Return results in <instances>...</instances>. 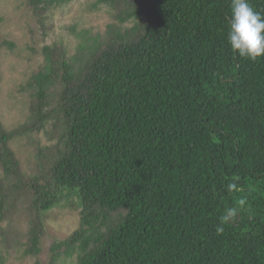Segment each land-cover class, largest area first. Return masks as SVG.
Segmentation results:
<instances>
[{
  "label": "trees",
  "instance_id": "obj_1",
  "mask_svg": "<svg viewBox=\"0 0 264 264\" xmlns=\"http://www.w3.org/2000/svg\"><path fill=\"white\" fill-rule=\"evenodd\" d=\"M71 1L26 0L39 18ZM98 3L116 24L76 55L44 47L27 123L0 121V222L26 204L36 256L43 214L78 190L81 227L57 245L77 264H264V58L232 51L231 0ZM47 125L55 143L29 174L13 141Z\"/></svg>",
  "mask_w": 264,
  "mask_h": 264
},
{
  "label": "rangeland",
  "instance_id": "obj_2",
  "mask_svg": "<svg viewBox=\"0 0 264 264\" xmlns=\"http://www.w3.org/2000/svg\"><path fill=\"white\" fill-rule=\"evenodd\" d=\"M113 24L114 11L98 0H72L44 18L34 15L26 0H0V121L5 127L15 129L30 117L28 82L45 65L44 47L62 43L76 55L84 41L104 36ZM52 137L47 125L41 132L13 141L26 172H38V154L55 143ZM79 195L78 190L63 192L59 204L43 214L44 233L36 256L25 253L31 215L26 204L12 219L0 222V264H77L76 252L69 254L66 247L57 245L81 227Z\"/></svg>",
  "mask_w": 264,
  "mask_h": 264
},
{
  "label": "clouds",
  "instance_id": "obj_3",
  "mask_svg": "<svg viewBox=\"0 0 264 264\" xmlns=\"http://www.w3.org/2000/svg\"><path fill=\"white\" fill-rule=\"evenodd\" d=\"M230 8L228 43L232 51L253 61L264 58V16L255 11L248 0H231ZM226 187L229 193L242 190L235 181L228 183ZM244 204L245 200L240 199L238 206L225 209L215 228L217 235L224 233L226 225L236 222Z\"/></svg>",
  "mask_w": 264,
  "mask_h": 264
}]
</instances>
